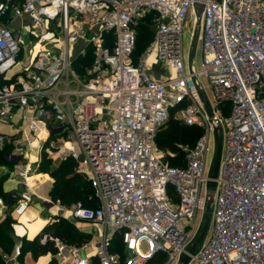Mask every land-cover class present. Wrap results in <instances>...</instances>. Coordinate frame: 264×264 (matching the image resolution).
<instances>
[{"label":"built area","instance_id":"built-area-1","mask_svg":"<svg viewBox=\"0 0 264 264\" xmlns=\"http://www.w3.org/2000/svg\"><path fill=\"white\" fill-rule=\"evenodd\" d=\"M198 1L0 0V123L11 129L0 131V152L13 165L33 152L72 159L94 192L95 206L44 202L99 238L86 252L90 241L42 231L52 264H264V0H202L196 14ZM191 14L201 69L185 59ZM148 16L153 39L135 56ZM15 24L36 39L27 50ZM171 118L203 131L181 147L184 167L156 147ZM216 135L221 161L208 192ZM20 177L26 188L0 195V222L35 203L27 171ZM209 203L212 232L197 243ZM21 247L3 254L5 264H21Z\"/></svg>","mask_w":264,"mask_h":264},{"label":"trees","instance_id":"trees-1","mask_svg":"<svg viewBox=\"0 0 264 264\" xmlns=\"http://www.w3.org/2000/svg\"><path fill=\"white\" fill-rule=\"evenodd\" d=\"M154 30L152 27V17L148 16L142 19L137 27V44L135 49V56L140 55L149 46L153 39ZM91 57L87 59V64L90 62ZM203 131L194 126H188L184 123L171 118L163 128L159 131L156 137V147L158 150L170 148L177 154L168 157V163L172 167H184L185 156L182 151L183 145L193 146L198 138L202 135ZM4 154L0 152V158L4 161ZM46 166L42 171L49 180L53 179V189L51 197L53 200H60L65 206L70 207L77 201L84 202L87 206H95L94 192L89 182L80 174L76 172V162L72 159H67L61 162L57 168L50 170L53 166L52 159L44 153ZM0 195L5 196L0 189ZM64 218L47 226L45 231L54 232L62 240L68 244L75 246H83L91 240L90 235L78 232L72 228V223L68 228L62 226V222H66ZM14 223L13 217L9 214L5 219L0 222V264H5L3 254H12L15 244L17 242L14 236L12 224ZM22 257L29 251L32 252L35 258L41 255L54 254L56 249L52 243L42 245L38 237L33 241H26L22 243ZM113 250L123 254V244L121 238L118 236L114 241ZM23 264V263H22Z\"/></svg>","mask_w":264,"mask_h":264},{"label":"crops","instance_id":"crops-1","mask_svg":"<svg viewBox=\"0 0 264 264\" xmlns=\"http://www.w3.org/2000/svg\"><path fill=\"white\" fill-rule=\"evenodd\" d=\"M18 24V23H17ZM17 24L14 26L16 27ZM29 161H24L22 163L13 165L10 164L14 168L12 172L9 173V176L6 179L1 180L0 182V189L4 192L7 193L12 190H22L26 188L24 184V180L22 177H20V172L21 171H28V169L32 166L36 167L35 164H37L40 160V155L38 152H33L30 156ZM60 162L54 165L53 162V169L57 168ZM22 166V169L19 171V173L16 172L17 167ZM46 174V173H44ZM48 175V174H46ZM30 178H35V177H29L27 185L29 188L34 192L35 196V203L25 212L20 217H13L14 223L12 224L13 231H14V236L17 239V244H21L26 241H33L35 240L38 235L42 232L45 231L47 226L50 224L59 221V219L63 218L61 216H57L53 213V210H49L47 207H45L44 202L47 200H53L50 198L48 192H49V181H53V179L48 180L44 186H48L47 189L40 191L36 190L35 182L33 180H30ZM33 184L34 186H32ZM65 219V218H64ZM72 224H81L82 229L80 231L84 234H88V231H85L84 229L88 225L87 223L84 222H72ZM91 237V246L86 249V252H91L99 243V238L98 236ZM21 261V259H20ZM22 263L23 264H52L51 262V254L47 255H41L38 258H35L32 254L31 251L27 252L23 257H22ZM21 263V264H22Z\"/></svg>","mask_w":264,"mask_h":264},{"label":"rangeland","instance_id":"rangeland-1","mask_svg":"<svg viewBox=\"0 0 264 264\" xmlns=\"http://www.w3.org/2000/svg\"><path fill=\"white\" fill-rule=\"evenodd\" d=\"M194 23H195L194 16H193V14H191V15H189V18L187 21V26H186V29L184 30V35H183L184 53H185L186 61L188 59V56L190 55L191 48H192L191 30H193ZM13 29L14 30H12V31L14 33L15 38L16 39L21 38L22 34L20 33V30L18 28L15 29V26H13ZM22 38H23L24 42L26 43V50H27V47L30 43H34L36 41V39L32 38L30 35L29 36H23ZM36 48L37 47H35V49ZM202 60H203L202 52L200 50V46L198 45V47L196 49V53H195V58H194V64H195L196 69H201ZM158 69L159 68H156V70H158ZM201 82H202V84L206 90L207 95L211 98V91H210V88L208 87V81H207L205 76H201ZM15 123L17 125L19 123V121L16 120ZM0 131L3 133L11 134V129L8 126V124L0 123ZM77 150H78V148H77ZM158 151L164 155L165 161L169 160L168 159L169 155L173 156V155L177 154L175 151H173L172 149H170L168 147L165 148L164 150H158ZM212 155H213V149H211V152L209 154V161H211ZM45 157L46 156H44V152H43L40 155L39 162L37 164H35L36 167L32 166L28 169L27 178L29 179V177H35V178H30V180H33V182L37 183V184H35V186H37L36 190L43 191V190L47 189V187L49 186L50 189H49L48 194H49L50 198H52L51 197V191L53 189V181L50 180L48 186L47 185L44 186L45 183L49 180V178L46 176V174H44V172H40L46 166V162L44 161ZM58 162H59V160L55 161L54 165L57 164ZM21 169H22V166L17 167L16 172L19 173V171ZM52 169H53V167H50V170H52ZM13 170H14V168L12 166H10L9 163H7L5 160L3 161L0 158V182H1V180L6 179L9 176V173L12 172ZM31 185L34 186L33 184H31ZM65 220H67V221L62 222V226L64 228H68V225L71 223V221L68 219H65ZM206 220H207V217L205 215V221ZM71 226H72V228H75L78 232H81L80 231V229H82L81 224L80 225L79 224H72ZM212 228H213V224H212V222H210L206 239H208V237L210 236V234L212 232Z\"/></svg>","mask_w":264,"mask_h":264},{"label":"water","instance_id":"water-1","mask_svg":"<svg viewBox=\"0 0 264 264\" xmlns=\"http://www.w3.org/2000/svg\"><path fill=\"white\" fill-rule=\"evenodd\" d=\"M201 1L202 0L196 2L194 5L196 14H198L199 11L203 8V3ZM197 35H198V32L196 30L194 37H193V40H192V48H191V52L189 55L190 69H192L193 61H194L195 53H196V49H197ZM200 93H201L203 103H204L208 113L210 115H212L213 113H212V109H211V105L209 103V100L207 99V97L205 96L203 91L200 90ZM221 153H222L221 140L216 135V152H215L214 157H213L212 167H211V171H210V176H211L212 180L210 182H208V184H207L208 192H214L216 189V183L214 182V179L217 177V175L219 173ZM205 215L207 217V220L203 224V227L200 231V235H199V239H198L197 243H200L201 241L204 240V237H205V235L209 229L210 203L207 206ZM184 263H186V261H184Z\"/></svg>","mask_w":264,"mask_h":264},{"label":"bare ground","instance_id":"bare-ground-1","mask_svg":"<svg viewBox=\"0 0 264 264\" xmlns=\"http://www.w3.org/2000/svg\"><path fill=\"white\" fill-rule=\"evenodd\" d=\"M36 47H37V48L35 49L36 51L40 49V45H37Z\"/></svg>","mask_w":264,"mask_h":264}]
</instances>
